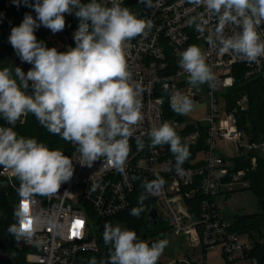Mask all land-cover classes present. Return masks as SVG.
Masks as SVG:
<instances>
[{
  "label": "clouds",
  "instance_id": "obj_1",
  "mask_svg": "<svg viewBox=\"0 0 264 264\" xmlns=\"http://www.w3.org/2000/svg\"><path fill=\"white\" fill-rule=\"evenodd\" d=\"M152 7V0H140ZM23 3L35 13H25L19 26L11 29L9 43L21 62L32 65L27 73L20 67L0 68V117L9 127L0 126V167L11 170L19 181L20 206L14 215L17 223L9 233L17 241L34 235L29 206L34 195L52 196L74 174L73 161L59 149H50L35 138L18 136L14 127L18 120L31 113L38 123L53 135L77 146L81 166L92 167L105 158L122 175H126L129 140L142 123L140 82H131L125 57L126 42L152 27V21L138 18L122 0H111V6L89 0H13ZM202 6L204 12L192 17L190 26L203 34L209 20L216 24L208 31L207 40L220 54H231L248 63H260L264 57V38L258 29L264 25V0H189ZM79 24L74 32L75 47L60 52L38 41L35 30L41 25L53 34L66 26L65 14H73ZM232 26L238 31L225 35ZM179 67L187 73V83L199 87L213 86L215 76L198 45H190L180 53ZM31 82V83H29ZM32 91L29 94L28 89ZM171 109L186 115L193 100L183 94L170 98ZM149 146L168 145L175 158V172H183L190 155L174 126L164 122L147 133ZM137 147H144L143 134L136 137ZM133 179H138L133 177ZM166 183L157 175L141 181L138 200L141 205L149 195L159 192ZM27 205V207H25ZM143 207H134L130 215L139 218ZM30 222V223H29ZM28 225V227H25ZM103 243L109 248L107 261L89 259L88 264H157L168 241L161 239L149 245L133 230L106 223Z\"/></svg>",
  "mask_w": 264,
  "mask_h": 264
},
{
  "label": "built area",
  "instance_id": "obj_2",
  "mask_svg": "<svg viewBox=\"0 0 264 264\" xmlns=\"http://www.w3.org/2000/svg\"><path fill=\"white\" fill-rule=\"evenodd\" d=\"M104 1L111 3V0ZM5 4L9 7L13 0H6ZM152 5L147 7L144 17L152 21V27L126 42L125 47L131 82H140L145 89L141 98L143 120L129 140L133 145L126 160V175L118 172L103 157L92 167L81 166L77 146L70 142L74 167L71 180L63 183L59 192L50 197L34 195L25 201L29 206L34 235L30 240L21 239V244L32 249L26 256L30 264H84L79 258L81 252L102 251L99 221L125 212L131 206L138 180H152L157 175L166 183L159 192L149 195L151 204L159 210L161 218L166 216L175 234L184 236L187 245L198 250L195 258L194 254H187L177 264H207L208 250L218 247L226 264L257 262L249 257L253 239L249 233L233 229V215L225 213L222 202L234 192L250 187L247 178L249 168L237 169L233 158L247 156L258 148L254 142L250 143L249 137L244 140L247 134L239 129L236 117L239 110L248 109L247 95L241 96L236 107L231 109L226 93L235 86L234 67L238 64L243 65L246 80L264 78V57L256 64L231 54H220L207 40L208 31L216 24L214 17L210 18L208 30L203 34L189 24L192 17L204 12L202 6H195L189 0H152ZM73 14H65L66 26L61 32L53 34L42 26L50 48L64 52L75 47L74 32L78 26L73 30L70 28ZM233 31L238 29L228 26L225 35H231ZM258 31L264 38V25ZM190 45H198L205 54L215 76L213 86L205 83L194 88L187 83V73L178 62L180 53ZM31 91L28 90L29 94ZM177 94L187 95L193 102L205 96L209 101V112L204 121L184 122L183 117L170 107V98ZM27 117L17 122L24 123ZM164 122L179 129L190 124L205 127V150L196 156L195 164L183 165V172L179 175L175 172V158L166 155L165 146L154 149L149 146L148 131ZM0 126L10 125L0 117ZM142 134L144 147L140 149L136 137ZM200 136L201 128L198 127L185 136L184 143L195 144ZM227 143H234V147ZM223 149L236 154L228 158L222 153ZM256 165V158H253L251 168ZM0 182H7V190L17 193V210L21 197L11 170L0 167ZM198 194L203 199L199 204L198 218H195L187 201ZM77 221L81 224L77 225ZM92 229L97 231V235Z\"/></svg>",
  "mask_w": 264,
  "mask_h": 264
},
{
  "label": "trees",
  "instance_id": "obj_3",
  "mask_svg": "<svg viewBox=\"0 0 264 264\" xmlns=\"http://www.w3.org/2000/svg\"><path fill=\"white\" fill-rule=\"evenodd\" d=\"M6 0H0V47L3 48L7 53L11 55H17L11 44L9 43V36L11 34V29L15 26H19L22 22L25 13L31 14L34 18L36 17L35 11L23 3L19 6L16 4H11L7 7L5 4ZM89 2L85 0L84 3ZM105 4L106 6H111L110 2H105L104 0H98ZM30 3H34L31 0ZM122 7H128L131 12H133L138 18H144L147 12V7L140 0H126L121 3ZM79 24L78 18L73 14L70 20V28L73 30ZM35 35L38 41H43L47 47L50 48L49 43L45 38V31L42 25L35 30ZM31 65L26 63L23 65L22 70L25 72V67ZM6 67L0 63V68ZM235 75V86L226 93V98L231 109L236 107V102L243 95L248 97V109L245 111H238L236 117L238 120L239 129L242 130L249 138L254 140V143L261 145L264 143V78H257L254 80H246L243 75V65L238 64L234 67ZM31 83V82H29ZM28 90H32L29 87ZM171 111V109H170ZM172 113V112H170ZM201 128V136L195 144L187 145L189 147L190 155L183 165H193L195 164L196 156L205 150V127L203 125L190 124L185 128H175L177 134L181 137V141L184 143L185 136L192 131ZM14 131L18 136H23L25 138H35L38 142L44 143L50 149H59L68 156L70 159L73 154V147L69 141L61 139L59 135H53L46 128L41 126L36 118L29 113L27 120L24 123H16ZM130 149L133 143H130ZM186 145V144H185ZM166 148V155L173 156L168 145H164ZM256 152L251 151L247 156L233 158L235 166L237 169L249 168L247 178L250 181V187L248 189L252 190L257 198L259 204V212L248 214V215H238L237 218L232 219L233 229L239 233H249L253 239V249L249 253V257L256 259V264H264V157H258V163L254 169L251 168L250 156ZM138 180L136 185V190L131 197V206L123 213L107 218L101 219L99 221L98 235L100 237L102 251L106 252L103 256L102 251L99 253L95 252H81L79 258L84 264H88L90 258L95 257L97 261L108 259L109 248L103 243V230L106 223H111L115 226L117 223L121 224V228H127L133 230L137 233V237L140 240H145L151 245L152 242L158 241L154 239L157 235L163 231L159 227L162 222V218H159L157 224H154L151 219H148L147 212L149 209V204L151 203L150 197L140 204L138 197L144 189L141 187V181ZM149 180V179H147ZM19 185L18 179H16ZM17 198V193L9 189L6 192L0 194V253L4 252L9 254L14 260L15 264H30L26 260L27 254L32 251L31 248L26 247L22 244H18V241L12 236L8 228L10 225L17 223V218L14 215L16 211L15 200ZM203 196L198 194L195 195L193 199L187 201V206L190 212L195 218H198L199 204L201 203ZM134 207H143L144 211L141 212L139 218L130 215V211ZM234 216V215H233ZM152 239L151 241H147ZM157 264H163L160 260Z\"/></svg>",
  "mask_w": 264,
  "mask_h": 264
},
{
  "label": "rangeland",
  "instance_id": "obj_4",
  "mask_svg": "<svg viewBox=\"0 0 264 264\" xmlns=\"http://www.w3.org/2000/svg\"><path fill=\"white\" fill-rule=\"evenodd\" d=\"M0 63L9 68L20 67L22 69L25 62H21L17 55H11L7 53L3 48L0 47ZM32 68V65L25 67V73ZM209 112V101L204 96L200 99H197L193 102L192 111L186 115H180L183 117L184 122H192L196 120L204 121ZM247 137L244 136L246 141ZM242 143V142H241ZM228 146L234 147V143H227ZM223 148H226V145H223ZM245 150V149H244ZM255 154L250 156V159L256 158V163H258V157H264V143L258 145V148L255 149ZM222 153L228 158H232L236 153L230 150H222ZM224 211L227 215H248L259 212L258 198L256 194L250 189H243L236 191L228 198L227 201L222 202ZM121 224H116L115 226ZM159 227L163 229L157 237L154 239L161 240L165 239L168 241L167 247L164 249L163 254L159 257L163 264H177L178 261L185 259L187 254H194L193 258L198 255V250L192 249L187 245L186 239L184 236L177 235L173 232L170 222L164 215L162 222ZM93 233L97 235V231L92 229ZM148 239L147 241H151ZM18 244H21V240L18 241ZM207 264H226L224 257L221 254L220 248L210 249L207 252L206 258ZM241 264H249L248 261H243Z\"/></svg>",
  "mask_w": 264,
  "mask_h": 264
},
{
  "label": "water",
  "instance_id": "obj_5",
  "mask_svg": "<svg viewBox=\"0 0 264 264\" xmlns=\"http://www.w3.org/2000/svg\"><path fill=\"white\" fill-rule=\"evenodd\" d=\"M253 142H254V140L251 138L250 143L252 144ZM7 189H8V183L7 182H0V194L6 192ZM147 217H148V219H151L154 224H157L159 221V218L161 217L159 210L154 205H152L151 203L149 204ZM237 217H238V215L233 216V218H237ZM102 254H103V256H105L106 252L103 250ZM103 260L105 261V258H103ZM0 264H15V263L9 254L2 252V253H0Z\"/></svg>",
  "mask_w": 264,
  "mask_h": 264
},
{
  "label": "snow or ice",
  "instance_id": "obj_6",
  "mask_svg": "<svg viewBox=\"0 0 264 264\" xmlns=\"http://www.w3.org/2000/svg\"><path fill=\"white\" fill-rule=\"evenodd\" d=\"M25 207H27V205H25ZM29 223H30V222H29ZM76 223H77V225H80V224H81L80 221H77ZM25 227H28V225H25ZM73 234H75V233H73Z\"/></svg>",
  "mask_w": 264,
  "mask_h": 264
}]
</instances>
